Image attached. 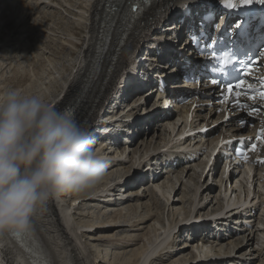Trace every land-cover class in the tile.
<instances>
[{
    "label": "bare ground",
    "instance_id": "bare-ground-1",
    "mask_svg": "<svg viewBox=\"0 0 264 264\" xmlns=\"http://www.w3.org/2000/svg\"><path fill=\"white\" fill-rule=\"evenodd\" d=\"M188 1L189 0H158L157 3L150 8L149 12L147 13L144 19L138 21L131 28H128L127 32L123 37L124 42L119 46L118 50L114 54L113 63L110 66L106 64L104 65V67L108 68L106 76L102 77L98 73L93 75V78L90 82L91 83L90 91L86 93L83 108L80 113V115L83 116V120H78L77 122L88 128L90 136H92L95 139L94 147L108 161L107 175L105 180L102 182V184L93 191L78 195L70 193L69 198L62 195L59 199L50 200L47 206L45 207V209L40 214L39 219L35 221L33 234L29 237V241L36 239L38 237L41 243L46 246L53 264H115V263H110V258L112 255L111 253H110V258H108V260L106 261L105 259L106 257L102 255L101 250H97L96 248L97 244L96 246L94 245L95 247L94 251H91L90 250L91 248H87V246L89 247V245H87V243L85 242L84 243L81 242L80 240L83 236H85L86 232L84 231L79 232V230L83 228L84 230L91 232V234L88 233L85 236L86 239H88L87 241L98 240L99 242H103L106 244L111 243L113 241L112 240L113 236L111 235L112 231L114 229L123 227L124 225L123 221L122 222L120 221V219H122L121 209L127 207L126 209L128 211H132V212L135 211V213L137 212L136 209L139 208L138 206L134 208L132 207V205H127V203L132 201H135L137 203V201H139L140 198V196H138L139 195L138 191L140 192V190L137 189L136 191L125 190L123 193H126V195H124V197H127L126 200L122 199L119 202H117L116 198H114V204L112 205L117 208L121 207V209L120 210L118 209L119 211H110L107 214L108 217H106V220L98 221L97 220L98 217L97 218L94 217L95 218L94 219L93 216H91L92 213L90 214L88 213L87 218H89L91 221H86L84 222V224L82 223L83 224L82 225L81 223L77 222L74 216L76 215L75 214L76 211H79V209L82 208L81 206L85 205L82 204L84 201L90 203L97 201V202H104L107 204L110 201H112V200H107L110 194L113 193L115 194V192L118 193L117 191L123 190L122 187L119 190H115V189H118L117 186L121 183L122 178H124L125 176L129 177V175H131L129 174L131 169L124 167L123 165L124 161L120 160L121 158L118 159V157L119 155L121 157L122 152L124 154L131 146H133L134 143V139L130 142L127 139H125L126 141H124V145H126L127 143L129 147L127 146L126 148H123L122 151L119 150L120 148L119 146L123 143L122 142L123 140L120 137V135L124 133V131L126 130L125 128L126 126H132L129 129L134 128L135 130L140 128V132L138 131L139 135L137 138L142 136L144 137V138L142 137L143 139L138 142L139 144L136 145L137 147L135 146V149L132 150L131 148V152L133 155L137 153L143 154V157L141 156L138 163H142V162L144 163L143 165L137 164L138 166H136L135 169H139L140 171L136 172V174L132 176V179L133 178L135 179L139 175L138 173H141V171H143V167L145 165L151 166V162H152L151 160H155L156 165L157 166L159 165L160 167L164 166L166 162H170L169 165L166 167V169H163L161 167L162 170H160V174L163 176L165 175V178L158 179L159 174L151 175V177H149V175L146 174L143 175L144 176L143 178H145L144 182H148L147 180L156 181L155 183H153L154 185L153 189L157 190L158 193L160 192L159 194H162L164 193L165 190H167L166 192L168 193L166 194L168 195V197L170 196L171 192L175 189V186L179 184L182 187L181 189L182 195L179 201L183 203V200L185 199L187 200L185 202H190V199L193 198L191 206L193 207L195 211L194 213L196 215V216L194 215L193 219L197 217V214H199L197 212L199 210L203 211L206 209L205 210L206 212H204L205 213L204 216H208V218L216 217V220L213 221V224L220 226L228 225L227 228L223 229L225 231H221L222 229H220L218 230L219 232L217 231L218 233L209 232V229L207 230L205 227L206 223L200 224L198 226L199 228L197 227V231L195 232H194V227L196 226L190 227L188 231L194 232L195 234L194 237L196 238L194 242L196 241V246L192 248L193 250H195V254L193 252H190L192 257L190 258L188 264H252L253 260L246 261L244 259L245 258L244 254L241 252L239 253V251L243 250L245 247H251L250 244L255 236L256 239L258 238V236L261 237L259 240L262 241L261 249L264 251V247H263L264 229L256 228L254 230L251 227V230H249L247 229L246 225L242 224L243 222L245 224L248 223L249 221L252 222L251 220L252 209L249 210L242 209L237 214H235V212H233V209H231L233 206L239 203V198L233 200L234 202L232 201L230 196L231 187L228 188V186L225 185V182L226 183L227 181L231 182L232 177L236 174L235 173V171H237L236 169L239 168L237 164L236 163L231 164L232 168L226 180L222 175L223 172L220 173L219 180L222 181L219 184L221 186L224 185L222 189L223 191L222 196H220V192L218 193V195L214 196L212 194L213 182H211L209 185L204 184L207 185L205 188L204 185L201 184V180L203 178L202 170H200L199 172L197 171L200 167L201 169L204 168H202V166H200L199 164H195V160H191L194 159L191 157L192 154H189L188 157L185 156L186 158L183 161V159L179 157V155L176 153V150H178L176 149V147H181V148L183 146L191 147L190 143L194 141L193 138H188L185 139L184 141H180L178 137L182 133V131L186 130L187 128H189L190 130H197L205 126L209 127L210 125L213 124V122L216 121L217 122L220 121V123H222L221 128L225 130L223 132H230L231 136L226 138L231 139L233 142H238L239 139H246L250 137L251 136L250 131H248L247 133H243L242 128L238 126V123L241 121V119H246L245 115H243L245 111L237 112V107H227L226 105H224L226 110L222 111V114L217 115L218 117L216 116L217 119H215V121H212L211 118L213 117V115L217 113V110H215L214 107L219 106V105L213 106V104H212V108L209 106L211 105L210 102L214 103L210 99L212 90H210V88H208V86L205 84H202L200 88L198 86H187L184 84H180L179 86L178 84H175L172 86V89L170 88L171 86L169 87L171 93L176 96L184 95L190 100V102L185 107H183L182 110L180 108L176 109V113H177L176 117L175 115L172 116L171 114L165 113L162 107H159L158 109H153L151 111H150L151 107L150 108L146 107L148 112L145 115V120H146L145 125L152 124L151 129H154V126H157V124L162 121L165 122L166 125L168 126L167 128L171 130V132H167L166 129L164 128L163 132L166 131V135L160 134L155 136L154 134L153 136H150L148 140L146 138L147 134L144 133L141 128L142 125L140 124V121L142 119L136 115L135 110L130 109L132 108V106L128 104L129 100L132 97H136V96L140 97V93H142L144 90L143 86L147 84L158 85L159 80H157V78H163L166 82H168L169 80L173 82V79L170 78H172L173 75H179L182 73L181 69L185 64L183 60L192 62L194 64L198 63L197 59L194 57V54H191L190 51H188L189 50L187 47V45L189 44L188 41H184L183 39L182 44L176 46L178 43H180V39L182 37V30H180L179 28L176 30L170 28L171 25H174L176 23L182 4L188 3ZM50 2H54L60 5L63 9L62 12H59L60 14H57L58 19L52 18L53 15H50L49 18H47L45 12H42L43 15L41 16V19L36 21V24H38L39 27H42L43 23L50 21L51 24L53 25H49L48 23L45 24L47 30L46 32L48 34L50 33L53 35L57 32L58 28H62L64 24H67V28H65V31L63 32V34L66 36V38L64 39L65 44L68 45L70 48H74V49H77L82 45H85L82 51L79 52L80 58L78 55L79 60L76 62L77 64L75 65L74 63L73 66L74 65L75 66L74 67L72 66L73 75L72 73H70L68 75V79L65 80L64 82L66 84V88H63L62 86H58V85L56 87L57 91L60 93L55 97L58 101L54 99V102L53 101L47 102L53 108L63 112V106L68 101L69 97L72 94V91L82 86L83 83L82 76L85 74V70L88 71L91 70L90 67L91 60L94 59L95 48L96 46H98L99 40L101 39V33L98 28V22L95 19L98 8V0L95 1L94 3H92V0H81L80 2H75L76 4L74 5L73 9H69L65 7L66 5L68 6L71 3H73L74 1L72 2V0H64L63 3H65V6L61 1L59 2V0H52ZM3 4L7 5L8 7L5 13L0 12V22H3V26L11 22H14L16 19L19 21H15L14 25L9 28V34L12 33V36L9 39H8L9 34H6L5 37L0 36L1 59H6L8 60V62H10V58L11 57L13 58L15 56L16 58L23 60L25 63H27L28 67H31V65L35 66L36 64V62L33 59H31L32 55L36 54L38 50L43 51V53H46L47 50L48 52H54L55 48L53 49V44H52L53 41L51 39L46 40V46L44 47V49H41V45L43 43L40 40L41 37V33L39 32L40 28L38 26L35 27L31 26L27 21L30 15L28 14V12L31 9H33L34 6L39 5V7L40 6L43 7L42 9H47L48 7H52L53 5L50 6L44 1L40 3L35 2V0L34 2L32 0L30 1L0 0V11L3 8ZM25 8L26 11H24ZM196 11H199L198 7L195 8L194 12ZM64 12L67 14V15L65 14L66 16L63 14ZM167 17L168 20H166ZM72 18L73 21L70 23L63 22L64 19H67L69 21L72 20ZM168 29H171V31ZM162 30L163 32H161ZM37 32H39L38 34L39 36L35 39L39 41H36L33 37V34ZM90 44L93 45L92 55H89ZM155 47L157 48V50L160 51L161 61H158V59H156V57L154 56V54H156ZM70 48L69 51L66 50L65 47L63 48L62 46L61 51L64 52L67 51V55L70 57L74 56V53ZM174 48L176 49L175 53L172 51V49ZM56 51L58 52L57 48ZM136 53L138 54L137 58H139V66L136 64L134 65L135 59L132 58L136 56ZM145 53L148 54L149 57H152V59L149 60L148 57L145 58ZM179 54H181V57H179ZM51 55L53 56V53L50 54V56ZM147 59L148 62L146 61ZM152 60L154 62H152ZM169 62L174 64L172 69H166L167 67L164 66L167 65ZM132 66L135 67L133 68V70H131ZM156 67H158V69ZM171 71L172 73L170 74ZM18 72L19 71H17V73ZM17 73L15 72L13 73L15 79H17V77H15L18 76ZM141 74L143 75L144 78L141 77ZM0 76H1L0 79L3 78L2 73H0ZM155 76L157 78H155ZM101 79H103V83H101ZM10 81H11L10 79H5L4 82L11 83ZM142 101H144V104H142V106L143 105L145 106L147 105L149 98L145 100L142 99ZM113 102L114 105L112 107L111 106L109 107V104ZM193 106L195 107L209 106L210 109L207 111L206 114L204 113L205 114L204 115L201 114V112L205 111L206 109H203L202 107H199L197 109L194 108L192 112V119L188 123V120L186 119V116L184 114L189 113V111H191ZM111 108L112 110H114V114ZM118 108L121 111L118 110ZM126 109L129 110V111L127 110L128 114L127 113L125 114ZM226 112H228L229 114L233 113L232 116L234 118H232L231 116V118H228L227 120L223 121ZM108 113L113 115L111 116ZM131 115H135L134 117L135 121L130 119V117H132ZM194 118H196L198 122L196 124V127H192L193 124H195V122H192ZM125 119H127V124L124 125L125 127L122 126L117 127L118 123L122 120L125 121ZM181 125H183V127ZM176 127H177L176 134H173ZM180 127H182V129L179 131ZM217 128H220V126H216V128L211 129V131H207L206 135L207 136L212 135V133ZM223 132L218 134L213 140L210 141V146L212 148L218 146V143L220 141V136L224 135ZM172 134L174 136L171 137ZM210 139L211 137L204 139V144H207L206 146H208ZM187 142H189L188 145L186 144ZM198 143L200 144V142L198 141L194 142L191 148H193ZM191 148H189V150H191ZM178 157L179 160H177ZM143 158L144 160H142ZM175 161L177 162L179 161V163L175 165L174 164ZM218 163L219 161H217V163L214 166V169L211 170L208 175L213 177V174L217 172L216 166ZM181 164L182 165L184 164L183 165L184 167L182 166L177 171V168ZM132 166L133 165H131V167ZM113 177H115V179L112 181L111 179ZM242 180L245 181L247 184L246 179L242 177V179L238 180L232 188L236 189L235 187L236 185L238 184L242 185V183L240 182ZM253 181L254 178L252 179V181H249L250 187L252 186ZM112 182L114 184H112ZM144 182H141L140 185L136 184L137 186L135 185V188L139 187V189H142V185ZM123 183L124 186L130 189L129 183L128 185L127 184L125 185V180L123 181ZM215 184L216 183H214V186ZM199 189L202 190L200 194H198ZM229 191H230V195L227 197V193ZM132 192H136V193H132ZM148 192H149L148 195L152 196L153 197L152 199L154 201L159 198V197L157 198V195H155V192L152 189H150V191ZM146 193H144L143 196H145ZM245 193L246 191L244 190L243 191L244 197L242 198V200L240 199V203L243 202L245 203ZM250 194L253 195V199L256 197V195L261 196V194H259V191H256L254 187L253 190L250 191ZM197 195H198V202L195 203L197 201L196 200ZM253 199L250 201L249 205H251ZM168 201L169 198L166 199L167 203H169ZM177 202L175 201L170 202L168 209L172 210L173 217L176 215L180 217L177 218L179 219L178 222L180 224L178 228L180 230V228H184L186 224L189 223L187 221L191 217V214L193 213H191L190 211H185L186 209L177 208L175 210V207L177 206ZM110 205H108V207ZM153 205L156 207L164 206L163 204L162 205L158 204V202L156 203L154 202L151 206L150 204H145L144 207L142 208V211L140 213L137 212L138 213L136 217L138 218V221L136 222L137 224L135 222H134L135 224L130 223L132 225L131 227H136V228L140 227V229H142L141 226L153 220V217L155 216L153 209H151ZM70 210L73 211V212L71 211L73 214H71ZM100 213L101 212H99V214ZM246 213L248 214V217H245L244 214ZM93 214H95V212H93ZM96 214L98 213L96 212ZM229 218L231 220L230 222L235 223V225L236 223L240 224L239 228H231V226L227 222L229 221L227 220ZM178 222L176 221V219L172 221V226L171 225L169 226L166 239L164 238L161 239L158 246L152 248L149 251V253L146 255V259L143 262V264H146L147 260L150 257H152V261H150L148 264H155L156 262L164 263L165 261L169 262L165 264H173V262L176 261L178 262L182 261L181 264L186 263V260L188 259L185 258L188 256V254L185 256L184 252L185 250L190 248L188 244H184L182 241L181 247L178 246L174 248L173 246L174 244L170 242L166 244V246L161 248V246L165 244V242L167 241V238L171 236L172 229H175L177 227ZM223 223L225 224L223 225ZM260 225L262 228H264V224H260ZM244 227L246 228L244 229ZM36 228H38L39 230L36 231L35 230ZM162 229L165 231V227H163ZM179 230L178 232H176V234L180 232ZM242 231L244 232L242 233ZM174 235L171 238L174 239L178 237V236L174 237ZM145 236L140 234L134 236V238L129 237L128 240H126L127 238H125L127 242H124L125 240H123L124 243H120L119 240H116L117 238H115L116 242L114 241L112 243L113 244L117 243V244H115V246L114 245L112 246H114V248L117 251L127 250L129 247L133 245L134 243L133 239L135 238L140 239L141 237L144 238ZM190 236H192V234H190ZM130 240L131 242H129ZM224 240L227 241L223 242ZM180 241L181 240H178L177 242ZM215 242L217 243L215 247H213V244ZM223 245H225L226 248H224V251L222 252ZM109 246H111V244ZM241 246H243V248H240ZM86 248L88 249V251L86 250ZM146 249L147 247L144 248L140 247L136 250H132L130 248V250H128V252H125V254L122 253V255L125 256L128 255V258H126V260H124L122 264H141V259L147 253ZM5 252L8 254L7 261L5 260ZM233 252H235L234 256H232ZM252 252L254 254L255 253L258 254L257 256L253 255L252 257L260 256L259 255L260 249L259 251L258 249L255 250L253 249ZM175 255L177 256L175 257ZM164 258H166V260L163 262L162 260ZM0 264H34V262H33V258L31 257L25 245H23L22 243L16 240H11L10 242H5L2 244V246H0ZM258 264H264V255Z\"/></svg>",
    "mask_w": 264,
    "mask_h": 264
},
{
    "label": "rangeland",
    "instance_id": "rangeland-1",
    "mask_svg": "<svg viewBox=\"0 0 264 264\" xmlns=\"http://www.w3.org/2000/svg\"><path fill=\"white\" fill-rule=\"evenodd\" d=\"M30 1V0H29ZM33 2H34V0H32ZM46 2L47 4H49L50 6L51 5H53L52 7H48L47 9H42L43 7L42 6H40L39 7V5H37V6H34L33 7V9H31L29 12H28V14H30L29 15V17H28V19H27V21L29 22V24L31 25V26H33V27H35V26H38V24H36V21H38L39 19H41V16L43 15L42 14V12H45V15L47 16V18H49V16L50 15H53L52 16V18H54V19H58V15L57 14H60L59 12H62L63 11V9H62V7L60 6V5H58V4H56V3H54V2H50V1H52V0H35V2ZM64 2V0H59V2ZM74 1V2H73ZM81 0H72V2L74 3H71L70 5H66L65 6V3H63L64 4V6L66 7V8H69V9H73L74 8V5L76 4L75 2H80ZM73 4V5H72ZM54 6H55V8H54ZM7 9H8V7H7V5H5V4H3V8H2V10L0 11L1 13H5L6 11H7ZM76 10V9H75ZM24 11H26V8L24 9ZM54 12H56V13H54ZM37 13H39V14H37ZM35 14V15H34ZM37 14V15H36ZM64 15L66 14L65 12L63 13ZM67 15V14H66ZM65 15V16H66ZM67 18V17H66ZM15 21H19V20H15ZM14 21V22H15ZM73 21V18H72V20H67V19H64V21L63 22H68V23H70V22H72ZM14 22H11V23H9V24H7V25H4L3 26V22H0V36H3V37H5L6 36V34H9V28L10 27H12L13 25H14ZM49 24V25H53V24H51V22L50 21H47L46 23H43V25H42V27H39L40 28V33H41V37H40V40L42 41V45H41V49H44V47L46 46V40H48V39H51L53 42H52V44H53V49L55 48V50H54V52H48V50H47V52L46 53H43V51H41V50H38L37 51V53L36 54H33L32 55V58L31 59H33L35 62H36V64H35V66H32L31 65V67H28L27 66V63H25L23 60H20V59H18V58H16L15 56V58L13 57H11L10 58V62H8V60H6V59H1L0 58V67L2 68H0V73H2V77L3 78H1L0 79V90H4V89H7V88H18L19 90H21L22 92H24V93H27V94H31V95H36V96H38V97H40L41 99H43L46 103L47 102H49V101H53L54 102V99H56L55 97L57 96V95H59L60 93L57 91V89H56V87H57V85L58 86H62L63 88H66V84L64 83L65 82V80H67L68 79V75L70 74V73H72V75H73V68H72V66H73V64L75 63V65L77 64L76 62L79 60L78 59V55H79V58H80V54H79V52H81L82 51V49H83V47L85 46V45H82L81 47H79V48H77V49H74V48H70L68 45H66L65 44V41H64V39L66 38V36L63 34V32L65 31V28H67V24H64L63 25V27L62 28H58L57 29V32L53 35V34H48L46 31V25L45 24ZM55 27V26H54ZM169 30V29H168ZM39 32H37V33H34L33 34V37H34V39L35 38H37L39 35ZM35 34H37V35H35ZM35 35V36H34ZM12 36V33H10L9 34V37H8V39L10 38ZM47 38V39H46ZM183 38L184 37H181V39H180V42H182V40H183ZM36 40V39H35ZM36 41H39V40H36ZM184 41H185V39H184ZM180 44H182V43H180ZM63 46V48L65 47V49L66 50H69V48L73 51V53H74V56H68L67 55V51L66 52H64V51H61V47ZM179 45V43L176 45V46H178ZM56 48H57V50H58V52L56 51ZM145 48V47H144ZM144 50V49H143ZM70 51V50H69ZM145 51H146V49H145ZM53 53V56L51 55L50 56V54H52ZM146 53H145V58H146ZM11 56H13V55H11ZM12 59V60H11ZM1 60H4V61H1ZM6 61V62H5ZM19 63H18V62ZM23 62H24V64H23ZM30 62V61H29ZM148 62V61H147ZM152 62H154L153 60H152ZM22 63V64H21ZM34 63V62H33ZM32 63V64H33ZM4 64V65H3ZM8 65V66H7ZM11 65V66H10ZM74 65V66H75ZM73 66V67H74ZM23 68V69H22ZM65 69H67V70H65ZM4 72H3V71ZM19 71L18 73H17V71ZM31 70V71H30ZM71 70V71H70ZM131 70H133V66L131 67ZM17 73V75L18 76H15V77H17V79H15L14 78V74L13 73ZM24 72V73H23ZM4 73V74H3ZM30 73V74H29ZM29 74V75H28ZM1 77V76H0ZM141 77H143V75L141 74ZM144 78V77H143ZM3 79V80H2ZM5 79H10L11 81V83H9V82H4L5 81ZM25 80V81H24ZM175 82H179V83H177L179 86H180V81L179 80H176ZM69 83H70V81H69ZM14 85V86H13ZM56 89V90H55ZM152 89H154V87L153 86H151V85H145V87H144V92L143 93H141L140 94V97L139 96H136V97H132L130 100H129V102H128V104L130 105V106H132V108H130V109H132V110H135V112H136V115L137 116H139L142 120L140 121V124L142 125V131L144 132V133H146L147 134V139L149 140V138H150V136H153L154 134H155V136L156 135H160V134H165L166 135V131L167 132H171V130L169 129V128H167L168 126L166 125V123L165 122H159L158 124H157V126H154V129H151L152 128V124L150 125V124H146L145 125V115L147 114V112H148V110L146 109V107H148V108H150V111L151 110H153V109H158L161 105L160 104H157V103H159L160 101H157L158 99H157V96L156 95H152L153 93H155V92H153V93H150L151 92V90ZM56 91V92H55ZM147 92V94L145 95V93ZM147 96V98H145ZM149 98V101H148V103H147V105H143L142 106V104H144V101H142V99L143 100H145V99H148ZM57 100V99H56ZM141 100V101H140ZM58 101V100H57ZM157 101V102H156ZM190 102V101H189ZM214 102V101H213ZM114 105V102L113 103H110L109 104V107L111 106H113ZM216 105H219L218 107H214L215 108V110H217V111H219V110H221V112L222 111H224V110H226V108H225V106L223 105V106H221L220 104H216L215 102L213 103V106H216ZM186 106V105H185ZM184 106V107H185ZM211 108H212V104L211 105H209ZM209 106H199V107H202L203 109H206L205 111H203V112H201V114H206L207 113V111L210 109V107ZM198 106L197 107H195L196 109L197 108H199ZM205 107V108H204ZM124 108V107H123ZM111 110H112V108H111ZM118 110H120L119 108H118ZM128 109H126L125 110V114L127 113L128 114V111H127ZM166 110V109H165ZM113 111V114H114V110H112ZM116 111V110H115ZM121 111V110H120ZM111 112V111H110ZM109 115H113V114H110V113H108ZM204 114V115H205ZM231 114V113H230ZM233 114V113H232ZM232 114H231V116H232ZM120 115V114H119ZM218 115V113H216L215 115H213V117L211 118L212 119V121H215V119H217V116ZM132 117H130V119H132V120H134L135 121V115H131ZM217 116V117H216ZM119 118V117H118ZM229 118H231V117H229ZM232 118H234L233 116H232ZM124 119V118H123ZM113 122H115V121H113ZM192 122H195V124H193V126L192 127H196V124L198 123L197 122V119L196 118H194L193 120H192ZM217 123V121L216 122H213V124H216ZM219 124H217V126H220V128H217L216 130H220V131H225L224 129H222L221 128V124L222 123H220V121L218 122ZM114 124V123H113ZM125 124H127V119H125V121L124 120H122V121H120L119 123H118V125H117V127H120V126H122V127H125L124 125ZM184 124V123H183ZM212 124V125H213ZM166 126V127H165ZM182 126V125H181ZM211 126V125H210ZM130 127H132V126H126L125 128H126V130L124 131V133L122 134V135H120V137L122 138V146L120 145L119 147V150L120 151H122V149L123 148H126L128 145H127V143H126V145H124V141H126L125 139H127L129 142L130 141H132L133 139H134V143H133V146H131L124 154H123V152H122V156L120 157V155H119V157H118V159H120V160H122V161H124L123 162V165H124V167H127V168H130L131 170H130V173L129 174H131V175H129V177L128 176H125L124 178H122V181H121V183L117 186L118 187V189H115V190H119V189H121V187H122V191H117L118 193H116L115 192V194L113 193V194H110V196L107 198V200H112V201H110L109 203H107L108 205H112V204H114V198H116V200H117V202H119L120 200H126V198L127 197H124V195H126V193H123L125 190L126 191H128V190H130V191H136V189L137 190H140V192L138 191V196H140V198H139V201H137V203L135 202V201H132V202H129V203H127V205H132V207H134V208H136L137 206L139 207L138 209H136L137 210V212L138 213H140L141 211H142V208L144 207V205L145 204H150V206L155 202H158V204H163L164 206H160V207H156V206H152L151 207V209H153V212H154V217H153V220H151L150 222H148L147 224H145V225H143V226H141L142 227V229H140V227H138V228H136V227H131L132 225L131 224H135L137 221H138V218H136L137 217V212L135 213V211L134 212H132V211H128L125 207H124V209L122 208L121 209V207H119V208H117V207H114L113 205L111 206H109L108 207V205L106 204V203H104V202H87V201H84L82 204H85L84 206H81L82 208L81 209H79V211H76V215L74 216L75 217V219L77 220V222H79V223H83L84 224V222H86V221H91L89 218H87V214L89 213H92L91 214V216H93V218L95 217V218H97V220L98 221H101V220H106V217H108L107 216V214L110 212V211H119L120 209L122 210V219H120V221L122 222L123 221V224L125 225V227H124V225H123V227H120V228H118V229H114L113 231H112V242H114L115 241V238H117L116 240H119V242L120 243H124V242H127L126 240H128V238L129 237H133L134 238V236H137V235H140V234H142V235H147V236H145L144 238L143 237H141L140 239L139 238H135V239H133L134 241V243H133V245L131 246V247H129L127 250H116L115 248H114V246H115V244H117V243H109V244H106V243H103V242H99L98 240L97 241H87L88 239H86V235L89 233V234H91V232H88L87 230H84L83 228H81V230H79V232H81V231H84V232H86L85 233V236H83L80 240H81V242H85V243H87V245H89V247L87 246V248H91L90 250L91 251H94L95 250V247H94V245L96 246V244H97V250H101V252H102V255L103 256H105L106 258V261L108 260V258H110V253L112 254L111 255V258H110V263H115V264H122V262L124 261V260H126V258H128V255L127 256H125V255H122V253H124L125 254V252H128V250H130V248L132 249V250H136V249H138V248H140V247H147V253L145 254V256L141 259V264H143V262L145 261V259H146V255L149 253V251L152 249V248H154V247H157L158 246V244H159V242L161 241V239H166V235L168 234L167 232H168V229H169V226L171 225L172 226V221L174 220V219H176V221L178 222L179 221V219H177V218H180L179 216H172V210H170V209H168V206H169V204H170V202H172V201H175V202H177V206L175 207V210L177 209V208H179V209H186L185 211H190L191 213H193V214H191V217L188 219V221L187 222H189V223H187V224H189V225H187L186 224V226L184 227V228H180V230H179V222H178V224H177V227L175 228V229H172V234H171V236L169 237V238H167V241L165 242V244H163L162 246H161V248L162 247H164V246H166V244H168V243H173L174 245V248H176V247H181V242L183 241V243L184 244H188L189 246H190V248L189 249H187V250H185V252H184V255L186 256L187 254H188V256L185 258V259H188V260H186V263L185 264H188V262H189V260H190V258L192 257V255H191V253L190 252H193L194 254H195V250H193L192 248L194 247V246H196V241L194 242V240H196V238L194 237L195 236V234H194V232L195 231H197V227L200 225V224H202V223H206L205 224V227H206V229L208 230L209 229V232H213V233H218L219 231L218 230H220V229H222L221 231H225V230H223L224 228H227L228 227V225L227 226H220V225H216V224H213V221H215L216 220V217L214 218V217H211V218H208V216H204V212H206L205 210H203V211H198L197 213H199V214H197V217L195 218V219H193V217H194V215H195V211H194V209H193V207L191 206L192 205V200H193V198L192 199H190V202H185V201H187V200H183V203L181 202V201H179L180 200V197H181V195H182V193H181V189H182V187L179 185V184H177L176 186H175V189L171 192V194H170V196L168 197V195L166 194V193H168V192H166L167 190H165L164 191V193H162V194H159L158 192H157V190H155V189H153V187H154V185H153V183H155L156 181H152V180H147L148 182H144V180H145V178H143L144 176L143 175H149V177H151V175H158L159 176V178L158 179H162V178H165V175L163 176V175H161L160 174V170H162L161 169V167L163 168V169H166V167L168 166V164L169 163H165V165L164 166H157L156 165V163H155V160H151L152 162H151V166L150 165H145L144 167H143V171H141V173H138L139 175L134 179H132V176L134 175V174H136V172H138V171H140L139 169H135L136 168V166H138L137 164H141V165H143L144 163L142 162V161H140V162H142V163H138V161H139V159L141 158V156L143 157V154H141V153H137L138 154V156H137V154H135V155H133L132 154V152H131V148H132V150L133 149H135V146L137 145V144H139L138 142L139 141H141L143 138L142 137H139V138H137L138 137V135H139V132H140V128H138V129H129ZM144 128V129H143ZM156 128V129H155ZM166 129V131H164L163 132V129ZM181 128V127H180ZM176 130H177V127L175 128V131H174V133L173 134H176ZM215 130V131H216ZM132 131H133V133H132ZM139 131V132H138ZM214 131V132H215ZM213 132V133H214ZM218 132V131H217ZM212 133V134H213ZM108 134V133H107ZM171 135V137L172 136H174V135ZM218 134H220V133H218ZM137 135V136H136ZM119 136V135H118ZM217 136V135H216ZM147 140V141H148ZM194 142H196V141H192L191 143H190V146L192 145L193 146V144H194ZM188 143L189 142H187L186 144L188 145ZM201 146L199 143L198 144H196L195 146ZM204 145H207V144H203V146ZM124 146V147H123ZM129 147V146H128ZM137 147V146H136ZM204 147H206V146H204ZM194 148V149H193ZM193 148H191V153L190 154H192V156L193 155H196L197 154V152L195 153V147H193ZM193 152V153H192ZM127 156H126V155ZM179 155H182L181 153L179 154ZM203 155H204V152L202 153V155H201V158L199 157V158H197V159H195V164H199L200 166H202V164H200V162L202 161V159H203ZM137 158V159H136ZM146 158V157H145ZM124 159V160H123ZM135 160H137V161H135ZM142 160H144V158L142 159ZM135 162V163H134ZM125 163V164H124ZM179 162H177V164H178ZM135 164V165H134ZM131 165H133L132 167H131ZM184 165V164H183ZM182 164L177 168V171L183 166ZM141 167V166H140ZM157 167H158V169H157ZM184 167V166H183ZM136 170V171H135ZM199 170H200V168L198 169V172H199ZM153 172H155V173H153ZM220 173H221V171H218V172H216L215 174H213V177L212 176H208V177H203L202 178V180H201V184H207V185H209L211 182H213V191H212V194L215 196V195H218V193L220 192V196H222V189H223V187H224V185L223 186H221L219 183L222 181V180H219L220 179ZM235 175L232 177V179H231V182H228L227 181V183L225 182V185L226 186H228V188L229 187H231V195H230V191L227 193V197L230 195L231 196V199H232V201L233 200H236L237 198H239V195H241V197H240V199L242 200V198H243V196H242V193H243V191L245 190V186H246V182L245 181H243V183H242V185H240V184H238V185H236L235 187H236V189H234V188H232L233 186H234V184L238 181V179L239 178H241V176L239 175L238 176V174L237 173H239L238 172V170L237 171H235ZM141 176V177H140ZM157 176V177H158ZM140 177V178H139ZM237 177V178H236ZM115 179V177H113L111 180L113 181ZM158 179H157V181H158ZM215 179V180H214ZM249 179H250V176H249ZM125 180V185L127 184L128 185V183H129V185H130V189H128L126 186H124V183H123V181ZM139 180V181H138ZM226 180V179H225ZM135 181H138V182H135ZM250 181V180H249ZM141 182H144L143 183V185H142V189H139V187H136L135 188V185L136 184H141ZM151 183V184H150ZM214 183H216L215 184V186H214ZM254 183H256L255 182V179H254V181H253V183H252V185H254V188H255V184ZM112 184H114L113 182H112ZM207 185H204V188L207 186ZM240 185V186H239ZM258 187H259V189H261V191H262V193L263 194H261V196H257L256 195V197L253 199V201H252V203H251V205H250V207L249 208H247L246 210H249V209H252V212H251V214L253 215V217H252V215H251V220H252V222H248V223H242V224H244V225H246L247 226V229H249V230H251V227H252V229H256V228H261V229H264V228H262L261 227V225L260 224H264V182H261V183H258ZM137 186V185H136ZM239 186V187H238ZM261 186V187H260ZM152 187V188H151ZM241 187V188H240ZM241 190H240V189ZM145 189V190H144ZM150 189H152L154 192H155V195H157V198L159 199H157V200H153L152 198V196H149L148 195V191H150ZM263 189V190H262ZM144 190V191H143ZM232 190H233V193H232ZM256 190V189H255ZM142 191V192H141ZM146 191H147V193H146ZM202 190L201 189H199V193L198 194H200V192H201ZM240 191H242V192H240ZM257 191V190H256ZM169 192H170V190H169ZM132 193H136V192H132ZM144 193H146L145 194V196H143L144 195ZM260 194V193H259ZM69 195H70V193L69 194H64V196L65 197H68L69 198ZM114 195V196H113ZM164 197H163V196ZM64 196H63V198H64ZM259 197V198H258ZM67 198V199H68ZM112 198V199H111ZM167 198H169V203H167L166 202V199ZM197 201L195 202V203H197L198 202V195H197V199H196ZM181 202V203H180ZM185 202V203H184ZM234 202V201H233ZM131 203V204H130ZM189 203V204H188ZM97 207H96V206ZM100 205H102V206H100ZM77 206V205H76ZM75 206V207H76ZM107 206V207H106ZM104 207V208H103ZM163 207H164V209H163ZM100 208H102V209H100ZM133 208V209H134ZM93 209V210H92ZM96 209H97V211H96ZM105 209V210H104ZM111 209V210H110ZM113 209V210H112ZM119 209V210H118ZM174 209V208H173ZM254 209V210H253ZM193 210V211H192ZM72 210H70V212H71ZM104 211V212H103ZM106 211V212H105ZM73 212V211H72ZM71 212V214H73ZM93 212H95V214H96V212L98 213V214H93ZM99 212H101L100 214H99ZM103 212V213H102ZM171 212V213H170ZM143 213V212H142ZM201 213V214H200ZM69 214V213H68ZM247 214V213H246ZM246 214H244L245 215V217H248V214L246 215ZM196 216V215H195ZM199 216V217H198ZM103 217V218H102ZM250 217V216H249ZM94 218V219H95ZM238 218V217H237ZM204 219V220H203ZM227 220H229V221H227L228 222V224L231 226V228H239V226H240V224H237L236 223V225H235V223H232V222H230L231 220H230V218L229 219H227ZM80 221H82V222H80ZM128 221V222H127ZM211 221V222H210ZM245 221V220H244ZM255 221V222H254ZM135 222V223H134ZM210 222V223H209ZM131 223V224H130ZM82 224V225H83ZM128 224V225H127ZM130 224V225H129ZM137 224V223H136ZM225 223H223V225H224ZM251 224V225H250ZM253 225V226H252ZM258 225V226H257ZM128 226H129V228H128ZM188 226V227H187ZM193 226H196V227H194V232L192 231V232H190V231H188V229H190V227H193ZM257 226V227H256ZM163 227H165V231L162 229ZM249 227V228H248ZM186 228H187V230H186ZM199 228V227H198ZM246 227H244V229H245ZM133 229V230H132ZM139 229V230H138ZM183 229V230H182ZM185 229V230H184ZM131 230V231H130ZM178 230L180 231L179 233H177L176 234V232H178ZM188 231V232H187ZM218 231V232H217ZM156 232V233H155ZM244 231H242V233H243ZM143 233H145V234H143ZM228 233V232H227ZM241 233V234H242ZM247 233V232H246ZM175 234V235H174ZM190 234H192V236H190ZM248 234V233H247ZM131 235V236H130ZM174 235V237H176V236H178L177 238H171L172 236ZM79 236V235H78ZM125 238H127L126 240H125ZM261 237L260 236H258V240L256 239V236L254 237V239H253V241L251 242V247H245L243 250H240L239 251V253L241 252V253H243L244 254V259L246 260V261H249V260H253V262H252V264H258L259 263V261L263 258V255H264V251L261 249V243H262V241L261 240H259ZM132 239V238H131ZM123 240H125L124 242H123ZM178 240H181L180 242H177ZM227 240H224L223 242H226ZM89 242V243H88ZM116 242V241H115ZM118 242V243H119ZM129 242H131V240L129 241ZM102 243V244H101ZM216 243L217 242H215L214 244H213V247H215V245H216ZM99 244V245H98ZM111 244V246H109ZM112 245H114V246H112ZM199 246V245H198ZM113 247V248H112ZM200 247V246H199ZM264 247V246H263ZM86 248V250L88 251V249ZM111 248H112V251H111ZM224 248H226L225 247V245H223V249H222V252L224 251ZM240 248H243V246H241ZM239 248V249H240ZM217 249V248H216ZM255 250V249H258V251H259V249H260V253H259V255L261 256H259V257H252L253 255H255V256H257L258 254H254L253 252H252V250ZM238 250V249H237ZM116 251V252H115ZM172 251V250H171ZM178 251V250H177ZM245 251V252H244ZM236 252V251H235ZM235 252H233V254H232V256H234V253ZM117 254V255H116ZM178 255V254H177ZM177 255H175V257L177 256ZM118 256V257H117ZM116 257V258H115ZM236 257V256H235ZM114 258H115V260H114ZM184 259V260H185ZM166 260V258H164L162 261L164 262ZM150 261H152V257H150L148 260H147V263L146 264H148ZM181 262L182 261H180V262H178V261H176V262H173V264H181ZM165 264V263H169V262H167V261H165L164 263H161V262H156L155 264Z\"/></svg>",
    "mask_w": 264,
    "mask_h": 264
},
{
    "label": "clouds",
    "instance_id": "clouds-1",
    "mask_svg": "<svg viewBox=\"0 0 264 264\" xmlns=\"http://www.w3.org/2000/svg\"><path fill=\"white\" fill-rule=\"evenodd\" d=\"M87 127L36 95L0 90V246L29 237L52 199L95 190L108 161Z\"/></svg>",
    "mask_w": 264,
    "mask_h": 264
},
{
    "label": "snow or ice",
    "instance_id": "snow-or-ice-1",
    "mask_svg": "<svg viewBox=\"0 0 264 264\" xmlns=\"http://www.w3.org/2000/svg\"><path fill=\"white\" fill-rule=\"evenodd\" d=\"M140 0H98V8L95 19L98 22V28L101 33V39L99 40L98 46L95 48L94 59L91 60V70H85V74L82 76V86L74 89L71 96L69 97L66 104L63 106V113L70 116L74 120H83V116L80 115L86 93L90 91L91 80L94 74H100L102 77L106 76L108 68L104 65L110 66L113 63V57L119 46L124 42L123 37L127 32L131 21L135 18L139 8L137 6ZM144 3H147V0H143ZM241 5H252L253 3L264 4V0H239ZM227 6L230 9H235L237 4L235 0H227ZM93 54V45H89V55ZM213 56L216 55L215 52L212 53ZM261 58H264V51L259 53ZM241 64H245L244 61H240ZM256 70V64L252 63L247 65L243 70L244 76L251 75ZM181 71L187 73L189 71L188 63H185ZM195 72V69H192ZM103 83V79H101ZM213 85H217L218 81L212 80ZM234 89H239L240 91L235 92V95L239 97L241 92L247 94L248 92H253L254 94L249 95V99L256 100L257 95L261 101H264V81H261V89L253 90L252 85L246 84L245 80H240L237 84L232 85L228 88V96H232ZM259 108H253L248 111V115L251 116L254 113H260ZM228 117H225L227 120ZM241 124L244 123L243 119L240 121ZM264 123V122H262ZM258 141L264 142V130L257 137ZM234 143L232 140H221L220 147L225 145H232ZM257 145L251 144L249 150L255 151ZM237 153L241 156L242 160L247 161L248 156L246 153L240 152L238 149ZM219 154V148L216 152L213 153L212 161H209V169L211 168L212 163L215 161L216 156ZM260 163L264 164V160H261ZM35 227V221L32 226V234ZM36 231L39 229L36 228ZM31 234V235H32ZM30 237V236H29ZM29 237H23L15 239L16 241L22 243L27 247L31 257L33 258L34 264H53L50 254L45 245H43L40 239L37 237L29 241ZM8 254L5 252V260L7 261Z\"/></svg>",
    "mask_w": 264,
    "mask_h": 264
}]
</instances>
